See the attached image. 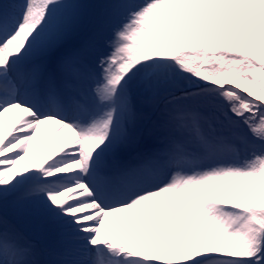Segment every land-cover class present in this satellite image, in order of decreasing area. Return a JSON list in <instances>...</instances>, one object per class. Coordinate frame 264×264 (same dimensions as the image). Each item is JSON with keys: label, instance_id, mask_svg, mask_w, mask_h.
Instances as JSON below:
<instances>
[{"label": "snow or ice", "instance_id": "snow-or-ice-1", "mask_svg": "<svg viewBox=\"0 0 264 264\" xmlns=\"http://www.w3.org/2000/svg\"><path fill=\"white\" fill-rule=\"evenodd\" d=\"M0 264H264V0H0Z\"/></svg>", "mask_w": 264, "mask_h": 264}, {"label": "bare ground", "instance_id": "bare-ground-1", "mask_svg": "<svg viewBox=\"0 0 264 264\" xmlns=\"http://www.w3.org/2000/svg\"><path fill=\"white\" fill-rule=\"evenodd\" d=\"M16 117L13 115L11 119L9 120L8 126H6L5 131L8 130V127H11V125L14 123ZM53 125L47 124L43 125L41 127V132L37 134V139L33 142L32 146L30 147V158L31 159H36L38 158L37 156V150H39V154H42L44 145L47 142L48 134L52 130ZM70 133L68 132L67 129L63 130L58 137L57 142L53 145L52 151H56L59 149V147L64 143L66 139L70 137ZM28 161H25L27 163Z\"/></svg>", "mask_w": 264, "mask_h": 264}]
</instances>
